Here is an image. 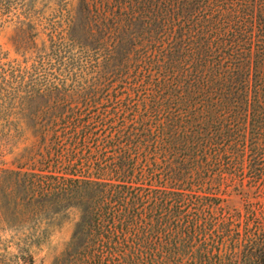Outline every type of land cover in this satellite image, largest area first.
Segmentation results:
<instances>
[{"label":"trees","instance_id":"16d2710c","mask_svg":"<svg viewBox=\"0 0 264 264\" xmlns=\"http://www.w3.org/2000/svg\"><path fill=\"white\" fill-rule=\"evenodd\" d=\"M44 3L21 60L0 48V245L33 264L75 211L53 264H264L262 223L228 209L264 189L234 149L264 142V0Z\"/></svg>","mask_w":264,"mask_h":264},{"label":"rangeland","instance_id":"374dc122","mask_svg":"<svg viewBox=\"0 0 264 264\" xmlns=\"http://www.w3.org/2000/svg\"><path fill=\"white\" fill-rule=\"evenodd\" d=\"M32 1L33 0H0V18L5 22L4 27L0 31V48L7 58L6 62L21 60L16 54V47L14 45L15 41L13 42V38L15 37L14 22L17 21L18 18L33 15L38 22L43 23L42 27L47 30V24L58 16L52 11L46 9L44 3L46 0H36V9L31 12L29 6ZM260 144V146L255 147L251 141H248L234 149H239L241 151L240 154L243 153V156L247 159H252L257 155L255 153V148H258V153L264 156V142ZM229 153H232L230 156L235 155V151L233 150ZM4 161L6 164L5 167H9L12 159L11 157H7ZM245 174L250 176L248 175V168H245ZM243 182L246 189H248L246 200H235L228 208L233 210L235 214L240 215L236 220L235 227L240 229L241 234L244 231L246 220H248L250 224L261 222L264 228V217L262 216L264 210V189L260 190L258 186L253 183L254 181L249 182L248 179H245ZM226 206L227 204L222 207L221 213L227 212L228 209L226 210ZM78 218L79 215L75 211L69 212L58 218L54 224L50 238L41 248L34 250L33 264H53L55 259L64 252L65 248L71 241ZM3 235L4 243L0 245V264H26L21 258H19L16 250L13 247H10V244L5 242L10 239L8 234ZM8 246L9 249H6ZM243 250L244 248H239L238 253L242 254Z\"/></svg>","mask_w":264,"mask_h":264}]
</instances>
